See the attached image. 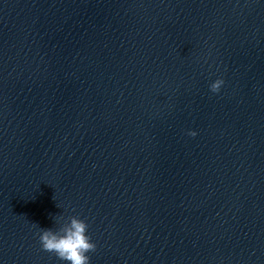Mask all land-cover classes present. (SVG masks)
Listing matches in <instances>:
<instances>
[{"label":"clouds","instance_id":"1","mask_svg":"<svg viewBox=\"0 0 264 264\" xmlns=\"http://www.w3.org/2000/svg\"><path fill=\"white\" fill-rule=\"evenodd\" d=\"M224 81L217 79L210 84V91L219 93ZM195 137L197 133L190 131ZM63 219V217H61ZM88 223L77 216H70L58 230L40 229L38 232L41 249L53 253L58 260L67 264H90L88 253L96 251V244L87 235Z\"/></svg>","mask_w":264,"mask_h":264}]
</instances>
